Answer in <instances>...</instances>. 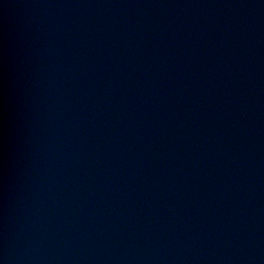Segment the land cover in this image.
Returning <instances> with one entry per match:
<instances>
[{
  "label": "water",
  "instance_id": "95a60500",
  "mask_svg": "<svg viewBox=\"0 0 264 264\" xmlns=\"http://www.w3.org/2000/svg\"><path fill=\"white\" fill-rule=\"evenodd\" d=\"M0 264H264V0H0Z\"/></svg>",
  "mask_w": 264,
  "mask_h": 264
}]
</instances>
